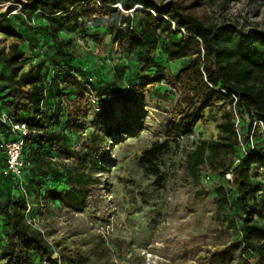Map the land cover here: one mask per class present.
<instances>
[{"label": "rangeland", "instance_id": "374dc122", "mask_svg": "<svg viewBox=\"0 0 264 264\" xmlns=\"http://www.w3.org/2000/svg\"><path fill=\"white\" fill-rule=\"evenodd\" d=\"M174 1L205 23H238L246 29L264 31V0ZM9 4L16 6L8 17L21 38L0 32V51L8 52L9 43L15 40L24 51L18 61L20 71L43 61V73L49 81L55 71L62 72L69 65L88 90L94 89L83 99L78 125L66 129L71 138L69 148L62 152L45 149L46 155L68 169H82L79 157L84 152V142L91 132L101 133L100 100L111 101L115 118L126 123L108 140L109 161L101 162L99 168L84 167L91 185L81 204L46 198L44 187L35 189L29 183L31 172L24 175L22 183L27 194L21 196L17 181L0 169V200L7 198L13 209V202L23 197L27 230L40 233L49 246L50 254L34 253L35 264H254L255 252L244 245L233 248L226 258L220 254L241 237L238 204L231 201L216 208L208 179L215 176L209 168L201 166L195 180L179 166L190 141L217 137L219 129L215 125L220 121V111L228 109V105L220 102L205 109L192 133H169L178 122L172 114L174 91L164 81L151 82L154 75L166 69L176 72L194 55L189 50L182 58H168L169 44L178 41L179 34L167 37L160 33L152 50L155 63L139 65L135 59L138 48L123 51L119 47V40L114 41L109 34L107 16L94 9V2L87 12L79 7L82 13L67 23L62 22L63 13L44 15L40 10H28L24 15L16 0H0L2 7ZM51 27L57 28L59 43L51 38ZM123 35L116 30L117 37ZM7 74L0 62V113L6 111L2 102L8 91ZM95 91L101 93L100 97ZM66 93L73 98L72 91ZM46 95L42 107L48 111L57 98L47 86ZM62 100L66 101V97ZM47 114H43V123L51 130L56 121H50ZM34 121L38 123L40 119L35 117ZM59 121L64 123V115ZM155 141L167 146L157 157L156 175L146 173L139 161L142 151ZM253 141L264 146V134H257ZM36 145L24 142L22 155L33 158L31 151ZM3 159L0 152V165ZM254 181L257 199L264 201L263 168H258ZM45 184L57 189L65 187L64 178L58 181L47 177ZM251 219L264 226L263 213L253 210ZM7 220V215L1 213L0 264H8L2 256L11 230Z\"/></svg>", "mask_w": 264, "mask_h": 264}, {"label": "trees", "instance_id": "16d2710c", "mask_svg": "<svg viewBox=\"0 0 264 264\" xmlns=\"http://www.w3.org/2000/svg\"><path fill=\"white\" fill-rule=\"evenodd\" d=\"M10 1V0H5ZM20 11L26 15L28 10H40L42 14L63 13L62 22L75 21L83 12L94 9L107 16V28L111 38L119 40L123 51L135 52L139 65L155 63L152 50L158 43L160 33L167 37L179 34L178 41L169 44L168 58L175 60L194 54L176 72L166 69L165 72L154 75L151 82L164 81L173 89L175 102L172 114L178 119L169 133H192L193 127L203 117L205 109H212L217 103H226L228 109L220 111V121L215 127L219 129L216 138H197L190 141L189 149L181 159L179 166L198 180L201 166L209 168L215 176H210L211 189L214 192L216 208L221 209L229 202L238 204L240 209L241 237L220 251L222 259L230 255L233 248L246 246L255 252L254 264H264V226L252 221L253 210L264 214V201L257 199V184L254 178L258 168L264 169V146L254 144L247 146L249 141L246 127L241 140L238 139L232 113L235 110L250 118L258 117L264 126V31L256 28H244L238 23H205L196 15L184 11L174 0L156 2L155 0H16ZM136 6H140L137 8ZM16 8L9 4L6 11L0 15V32L21 38L15 31L8 14ZM124 25L125 35L116 36L117 27ZM56 27L49 28L51 38L59 43ZM24 51L18 42L9 43L6 53L0 51V62L8 71L6 76L8 91L3 95V106L9 118L17 123H27L30 130H35L24 138L25 142L33 141L37 145L23 159L28 162L25 173L31 172L29 183L35 189L45 188L44 196L49 199L81 204L90 187V175L84 170L86 166L99 168L101 162L109 161L106 145L110 137L123 130V121H118L113 112L111 101L100 100L103 105L100 111L102 125L100 130L90 133L84 142V152L79 160L82 169H68L65 165L49 155L48 151L62 152L70 146V136L66 129L70 125L77 126L79 115L84 110L83 99L94 93L66 65L60 71H55L49 81H46L43 68L45 63L38 61L27 69L20 71L18 61ZM46 86L54 90L57 101L52 109L44 110L42 105L46 100ZM66 90L72 91L73 98L67 96ZM97 97L101 93L95 91ZM66 97V101L62 97ZM235 97V99H234ZM47 112L48 119L55 118L54 128L46 129L43 114ZM64 115V123L60 118ZM35 117L40 121L36 123ZM6 123L0 121V142L15 138ZM255 135L254 137H256ZM36 139L37 141H34ZM241 143L247 146L241 153ZM165 142H153L145 148L139 161L146 173L158 174L156 164L158 155L166 148ZM4 167L5 157L3 150ZM231 171V180H224V173ZM11 177V176H10ZM47 177L55 180L64 178L65 187L53 188L45 184ZM26 189V186H24ZM27 191V189H26ZM252 201L248 205V201ZM13 209L7 198L0 200V214L7 215V223L11 226L7 239L9 244L2 247V256L8 264L18 260V264H35L34 253L42 251L50 254L49 246L40 233L27 230L23 220V210L26 202L19 197L13 202ZM60 264V263H53Z\"/></svg>", "mask_w": 264, "mask_h": 264}, {"label": "built area", "instance_id": "2783aa9c", "mask_svg": "<svg viewBox=\"0 0 264 264\" xmlns=\"http://www.w3.org/2000/svg\"><path fill=\"white\" fill-rule=\"evenodd\" d=\"M117 29L121 34L126 33L124 25L118 26ZM0 121L6 123L10 128V131L17 134L15 138H9L0 142V148L3 150L5 157L4 167L1 170L5 174H9L15 181H17V188L20 195L25 196L27 191L22 182L25 170L28 168L29 164L23 159L22 155L25 142L24 138L36 131L30 130L27 123H17L12 121L5 112L0 113ZM232 121L234 122L239 140H241L244 127H246V130L249 132V141L247 144L249 147L254 146L253 138L255 135L264 134L263 122L258 117L254 116L253 118H250L249 115H241L234 110L232 113ZM247 146L241 143V153L246 152ZM231 175V171H228L224 173L223 179L227 181L231 180ZM208 179L210 180V176H208ZM13 264H18V260H13Z\"/></svg>", "mask_w": 264, "mask_h": 264}, {"label": "water", "instance_id": "95a60500", "mask_svg": "<svg viewBox=\"0 0 264 264\" xmlns=\"http://www.w3.org/2000/svg\"><path fill=\"white\" fill-rule=\"evenodd\" d=\"M137 8H140V6H136ZM7 7L0 6V15L3 14L6 11Z\"/></svg>", "mask_w": 264, "mask_h": 264}]
</instances>
